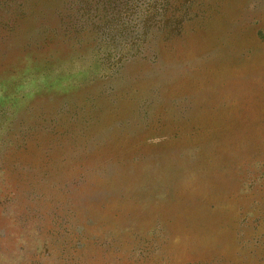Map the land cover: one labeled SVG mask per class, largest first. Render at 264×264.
<instances>
[{
  "label": "rangeland",
  "instance_id": "rangeland-1",
  "mask_svg": "<svg viewBox=\"0 0 264 264\" xmlns=\"http://www.w3.org/2000/svg\"><path fill=\"white\" fill-rule=\"evenodd\" d=\"M63 2L0 0L6 264H264V0H112L105 35Z\"/></svg>",
  "mask_w": 264,
  "mask_h": 264
},
{
  "label": "trees",
  "instance_id": "trees-1",
  "mask_svg": "<svg viewBox=\"0 0 264 264\" xmlns=\"http://www.w3.org/2000/svg\"><path fill=\"white\" fill-rule=\"evenodd\" d=\"M64 1L65 2H63V3H65V5H69V9H65V13H66V10L71 12L70 16H67L65 14V16H64L65 20L72 19L75 22L74 24H76L77 26L78 25L82 26L81 25V22H82L81 20H85L86 19L87 23L85 24L86 26L84 28L85 32H91V31H94L96 29H98V30L101 29V30H103L102 35H105V31L104 30L106 28H108L109 24L112 22V16L111 15L106 16L107 10H106L105 6L108 5L109 3L111 4L112 0H84L86 3L83 0H64ZM155 1L156 0H150V2H149L150 5H148V6H153V3ZM83 3H85V4H83ZM82 5H85V6L82 7ZM147 7L145 8V10L147 9ZM91 8L94 10V12L101 11V14H99V16L98 15H94V16H89V17L85 18L86 16L89 15V13L87 12V9H91ZM86 14H88V15H86ZM100 43L105 45V49H106L105 58L109 59L111 54L115 51L114 42H112L111 39H110V40H101ZM26 45H25V47L28 48L29 45L28 44H26ZM120 47H122L121 43H120ZM132 56L134 57L136 55L133 54ZM122 58H123V53H120V54L117 55V60L116 61L120 62L122 60ZM25 65L26 64H24V66ZM4 69L7 70L8 69V65L5 66ZM14 73H16V72H13L12 75H14ZM10 77L11 76L7 77V75L0 76L1 79H7V78H10ZM90 217H94V216H90V215L84 214V216L81 217V219L83 221V225H85L89 220H91ZM1 242L3 244L1 246V248L4 249L5 248V243L7 242V237H4L3 239H1ZM6 249H8V248H6ZM9 249H12V248H9ZM31 249L32 248L29 249V246H27L26 244H21L20 246L17 247V249H12V251H15L17 253L20 252L19 255L16 256V259L17 258H19V259L14 261L13 264H23L28 259L33 258L34 257V252L30 251ZM8 252H9V250H0V264H6L7 263L6 261H4V256H5V254H8Z\"/></svg>",
  "mask_w": 264,
  "mask_h": 264
},
{
  "label": "crops",
  "instance_id": "crops-1",
  "mask_svg": "<svg viewBox=\"0 0 264 264\" xmlns=\"http://www.w3.org/2000/svg\"><path fill=\"white\" fill-rule=\"evenodd\" d=\"M20 93L18 92V95H19ZM3 97H4V93L3 92H0V99H3Z\"/></svg>",
  "mask_w": 264,
  "mask_h": 264
}]
</instances>
